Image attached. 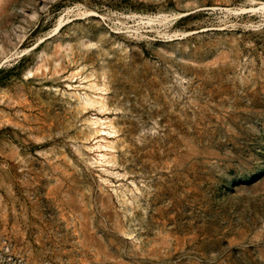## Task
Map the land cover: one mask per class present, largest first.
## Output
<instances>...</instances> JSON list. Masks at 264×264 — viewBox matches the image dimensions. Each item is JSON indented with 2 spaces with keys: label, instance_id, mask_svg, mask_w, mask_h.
<instances>
[{
  "label": "rangeland",
  "instance_id": "374dc122",
  "mask_svg": "<svg viewBox=\"0 0 264 264\" xmlns=\"http://www.w3.org/2000/svg\"><path fill=\"white\" fill-rule=\"evenodd\" d=\"M0 264H264V0H0Z\"/></svg>",
  "mask_w": 264,
  "mask_h": 264
}]
</instances>
